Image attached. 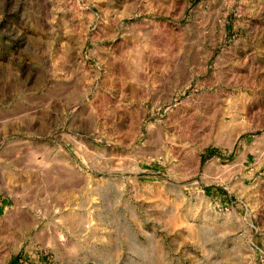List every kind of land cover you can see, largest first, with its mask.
I'll list each match as a JSON object with an SVG mask.
<instances>
[{
	"label": "rangeland",
	"instance_id": "1",
	"mask_svg": "<svg viewBox=\"0 0 264 264\" xmlns=\"http://www.w3.org/2000/svg\"><path fill=\"white\" fill-rule=\"evenodd\" d=\"M0 264H264V0H0Z\"/></svg>",
	"mask_w": 264,
	"mask_h": 264
},
{
	"label": "bare ground",
	"instance_id": "2",
	"mask_svg": "<svg viewBox=\"0 0 264 264\" xmlns=\"http://www.w3.org/2000/svg\"><path fill=\"white\" fill-rule=\"evenodd\" d=\"M75 216H76V215H75ZM68 219H70V218H68ZM78 220H79V219H78ZM74 221H76V219H75ZM74 221H73V222H74ZM71 222H72V221H71Z\"/></svg>",
	"mask_w": 264,
	"mask_h": 264
}]
</instances>
